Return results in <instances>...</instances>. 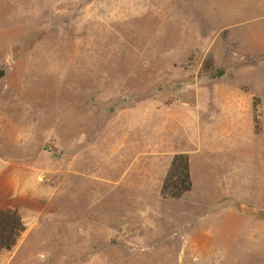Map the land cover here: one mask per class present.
<instances>
[{
    "label": "rangeland",
    "instance_id": "374dc122",
    "mask_svg": "<svg viewBox=\"0 0 264 264\" xmlns=\"http://www.w3.org/2000/svg\"><path fill=\"white\" fill-rule=\"evenodd\" d=\"M237 1L0 0V208L26 225L0 264H264V55L232 67L221 7ZM208 54L222 75L203 70ZM196 81L246 92L261 130L239 121L241 148L199 157L181 200L149 197L143 228L134 197L94 185L87 164L118 107ZM68 166L82 172L65 180Z\"/></svg>",
    "mask_w": 264,
    "mask_h": 264
},
{
    "label": "crops",
    "instance_id": "0c3cea01",
    "mask_svg": "<svg viewBox=\"0 0 264 264\" xmlns=\"http://www.w3.org/2000/svg\"><path fill=\"white\" fill-rule=\"evenodd\" d=\"M223 6L221 27L228 31L229 41L235 45L236 52L231 53L242 58L232 60V67L255 70V61L264 55V0H239L228 9L225 7L226 10ZM194 48L208 52L213 47ZM244 57H252L253 63ZM213 62L216 66V54ZM197 82L181 96L146 98L118 107L110 117L108 139L96 143L99 150L95 149L94 161L87 164L85 174L94 172L98 181L94 185L104 184L111 190L121 187L134 197L132 211L143 228H151L157 204L153 205L149 197H162L161 186L175 154L189 155L190 192L194 186L195 161L219 148L231 145L241 148L239 121L244 122L245 134L249 133L253 108L246 92L229 83L213 87L203 83L199 86ZM215 109L221 113L219 124L214 123ZM124 164L122 170L120 166ZM72 170L81 171L73 167ZM72 170L68 166L64 171L65 180ZM186 193L168 199L178 201Z\"/></svg>",
    "mask_w": 264,
    "mask_h": 264
},
{
    "label": "trees",
    "instance_id": "16d2710c",
    "mask_svg": "<svg viewBox=\"0 0 264 264\" xmlns=\"http://www.w3.org/2000/svg\"><path fill=\"white\" fill-rule=\"evenodd\" d=\"M203 70L214 76L222 75V70L214 71L213 57L208 54L203 60ZM5 71L0 68V78ZM253 131L259 133L261 127L257 119L256 103L253 102ZM189 155L175 154L163 180L160 194L163 198H180L191 189ZM262 210H264L262 208ZM26 225L19 210L14 206L0 208V254L13 249L24 231Z\"/></svg>",
    "mask_w": 264,
    "mask_h": 264
}]
</instances>
